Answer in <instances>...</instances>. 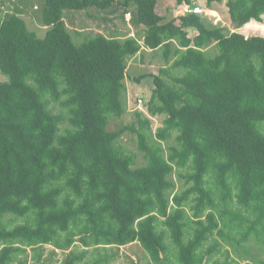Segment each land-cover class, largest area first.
Here are the masks:
<instances>
[{
    "label": "trees",
    "instance_id": "obj_1",
    "mask_svg": "<svg viewBox=\"0 0 264 264\" xmlns=\"http://www.w3.org/2000/svg\"><path fill=\"white\" fill-rule=\"evenodd\" d=\"M35 2L0 0V264L27 247L45 264L46 245L63 252L60 264H108L106 248L132 243L154 264H264V36L158 13L157 0ZM225 6L234 29L263 21L264 0ZM81 11L129 14L136 35L82 36L65 22ZM23 14L48 27L43 36ZM142 48L164 63L134 78L152 77L145 110L114 124ZM128 132L141 165L119 143Z\"/></svg>",
    "mask_w": 264,
    "mask_h": 264
},
{
    "label": "rangeland",
    "instance_id": "obj_2",
    "mask_svg": "<svg viewBox=\"0 0 264 264\" xmlns=\"http://www.w3.org/2000/svg\"><path fill=\"white\" fill-rule=\"evenodd\" d=\"M16 1V0H14ZM34 3L37 4V2ZM194 3L200 5L201 7H205V3L203 1L194 0ZM184 3L179 6L176 5V0H157L156 10L158 13L166 14L168 16L169 9H172L171 14L175 15L178 12L180 6L182 7ZM35 8V7H34ZM6 6L0 5V16L5 12ZM32 11V10H31ZM205 13H202V17H205L209 22L214 25L227 27L230 31H239L245 35H261L264 36V15L263 21L258 22L251 20L248 23L244 24L242 27L234 29L230 24V19L227 13V9L225 6V0L221 4H215L214 7L208 9L204 8ZM102 16V15H101ZM171 16V15H170ZM22 17L25 19L27 27L33 31H35L39 36H43L47 26L43 25L36 18H33L30 15L23 14ZM129 14L125 15V19L122 20L120 17L113 18L112 21H104L100 18H95L88 16L84 11L82 12H73L72 15L65 18L66 24L75 31H80L83 35H93L96 32H101L107 35L113 34L118 37H126L136 35V28L133 27L129 21ZM193 33V31H191ZM74 40L76 42H80L82 36L73 35ZM143 52L137 54L136 56L129 59L127 68H126V93H125V105L126 110L120 118H111L114 124L118 122L130 123L135 120L134 109L140 108L145 110V103L148 101V98L152 89V77L145 76L140 78V81L137 82L134 80L135 77L141 74H150L157 73L158 69L161 65H163V58L161 56V52L152 51L147 48H142ZM214 50H212L213 52ZM6 77L0 73V79H5ZM141 99V101L139 100ZM160 124V118L156 117L152 119V128L155 129ZM119 143H121L128 153H133L135 155V166L141 165L145 163L144 156L142 152L138 150V141L136 135L133 133H125L119 139ZM173 180L176 182V187L179 189L183 185V181L178 177L177 171L173 174ZM21 222L20 219H15L13 223ZM159 227L161 225L159 224ZM79 245L78 242L75 243V246ZM252 245V244H251ZM78 247V246H77ZM80 247V245H79ZM255 247V246H254ZM81 248V247H80ZM44 252L42 256V262L45 261V264H60L62 261L64 254L58 249H55L51 245L44 246ZM108 253L111 255V259L108 264H154L148 256L144 253V251L140 248L138 243L127 244L124 246H120L118 248L112 246L106 248ZM263 249V248H262ZM89 253L92 250V247L88 248ZM256 252L259 258H264V253L259 247H256ZM33 251L29 247L25 249L23 253L19 254L18 260L11 264H18L19 260L27 259L26 264H34V260L32 258ZM162 256V255H161ZM234 256L231 254V257ZM92 255H88L86 259H89ZM163 257V256H162ZM212 262L214 260H218L220 262H224L225 256L221 254H217L213 256ZM172 259V257H170ZM230 260V259H229ZM238 262H232V264H246V261H242L240 259ZM250 264H256L251 259L248 260Z\"/></svg>",
    "mask_w": 264,
    "mask_h": 264
},
{
    "label": "built area",
    "instance_id": "obj_3",
    "mask_svg": "<svg viewBox=\"0 0 264 264\" xmlns=\"http://www.w3.org/2000/svg\"><path fill=\"white\" fill-rule=\"evenodd\" d=\"M205 7H201L200 5L197 4H186L184 3L182 5V7L180 6L179 10L177 13H175V15H179V14H188V13H195V14H202L205 13L204 10ZM206 9V8H205ZM208 9V8H207ZM140 100V99H139Z\"/></svg>",
    "mask_w": 264,
    "mask_h": 264
}]
</instances>
